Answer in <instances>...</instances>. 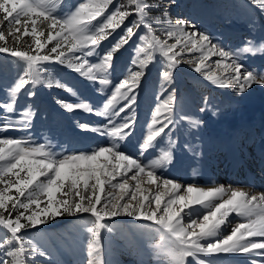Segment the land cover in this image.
I'll return each mask as SVG.
<instances>
[{
	"label": "snow or ice",
	"instance_id": "snow-or-ice-1",
	"mask_svg": "<svg viewBox=\"0 0 264 264\" xmlns=\"http://www.w3.org/2000/svg\"><path fill=\"white\" fill-rule=\"evenodd\" d=\"M161 2L128 0L124 7L131 6L134 11H121L118 7L101 21L99 18L113 0H88L78 5H70L67 0L63 3L61 0H0V24L7 23L9 35L17 43L21 41L18 33L23 29V34L32 37V44L28 47L34 45L36 52L33 55L29 51L0 47V53L10 52L14 58L26 64L8 89L9 98L0 101V113H3L0 115V123L3 124L0 131L12 128L30 132L38 112L32 104L18 110V94L29 87L27 95L32 99L36 95V85L53 87L52 81L45 79V63H58L73 69L80 77L91 82L94 91L101 94L106 87L100 86L111 83L110 74L118 79L115 91L107 102L95 110L91 103L57 101L69 113L83 110L101 118L103 122L100 124L74 123L81 133L108 138L110 147L97 146L88 152L73 151L68 154L64 145H57L64 150L56 152L50 141L38 143L30 135L28 138L0 139V185H3L0 188V230L3 231L0 235V264H37V258L46 261V264H54L48 259L50 254L46 250L26 241L22 233L38 229L58 217L83 214L93 218L92 226L86 228L87 264H105L101 257V230L111 232L112 228L105 218L119 217L153 221L159 226L160 243L151 246L160 257L154 264H164L165 258L169 264H187L188 258H192L193 264H216L221 256L240 254L250 257L248 264H264V242L249 239L264 237V194L251 195L244 190L225 189L224 186L198 187L195 182L186 183L185 186L178 179L166 178L169 172L180 174L191 167L183 159L184 153H190L193 159L202 155L187 142L183 146L170 142L167 130L177 122V94L175 90H170L173 71L181 63H187L207 81L241 97L253 86L264 89V65L249 66L244 62L246 57L264 56V24L257 17L250 16L247 26L252 35L246 37L237 49L225 48L213 43L210 35L197 31L196 25H190L188 20L177 18L173 21L168 4L164 5L160 16L150 17V11L160 9ZM249 3L264 13V0H249ZM58 15L64 18L58 19ZM131 15H136L138 19L127 26L115 43L101 54L98 50L101 42ZM22 17L25 19L22 20ZM30 17L35 19H31L29 31ZM37 20L48 29L46 40L41 39L44 32L37 25ZM14 25L18 26L15 30ZM141 27L145 34L138 36L130 62L131 66H138L140 70L119 79L128 71L129 65L121 67L114 63V53L128 45ZM158 28L167 39H161L156 34ZM169 39L175 42L169 43ZM4 40L5 33L0 29V41ZM50 41H55V46L46 49ZM194 52L201 55L183 59L184 55ZM92 56H97L99 63H89L87 57ZM157 56L162 69L157 97L165 98L151 115L146 137L133 140L135 118L128 113L134 110L142 78ZM209 56L218 57L215 67L221 69V74H216L206 65ZM56 86L65 88L70 94L75 88L59 81ZM118 101L124 103L117 110ZM203 104L200 112L208 110L206 99ZM179 118L188 121L191 128H198L202 124L200 120L187 115L182 114ZM59 122L58 117L53 115L49 131ZM166 136L169 137L168 150L160 151L154 159H147L144 153L154 148L158 139L163 141ZM129 147L132 152L126 155ZM180 148H183V152ZM191 171L193 175L196 174L194 167H191ZM130 181H134V184H130ZM13 188L17 193L15 197L10 194ZM226 191H230V195L223 199ZM45 198V206L41 207V201ZM217 200L221 202L216 203ZM13 211L16 213L14 219ZM5 212L8 216H5ZM230 213L247 217L250 222L241 223L233 227L230 234L224 235L223 228L227 226L226 217ZM184 219L190 223L186 225ZM26 243L28 247H25ZM254 256L259 259H252Z\"/></svg>",
	"mask_w": 264,
	"mask_h": 264
},
{
	"label": "rangeland",
	"instance_id": "rangeland-1",
	"mask_svg": "<svg viewBox=\"0 0 264 264\" xmlns=\"http://www.w3.org/2000/svg\"><path fill=\"white\" fill-rule=\"evenodd\" d=\"M63 2L64 0H61V3ZM80 2H88V0H67V3L70 5H78ZM149 2H160V0H149ZM127 4L128 0H113V3L104 10L99 19L103 21L107 18V16L111 15L112 12L116 11L118 7L121 11H134L131 6L124 7V5ZM165 4H168V10L173 21L177 18L188 20L190 25H196L197 31H203L210 35L213 37V43H219L225 48L237 49L243 44L246 37H250L252 35L247 26L250 16L257 17L260 23L264 24V13H261L258 8L249 3V0H174V2H170V0H162L161 8L152 9L149 13L150 17L155 18L160 16ZM64 11L66 12L67 9H64ZM62 18L64 17L58 15V19ZM0 19H2V17H0ZM21 19L23 20L25 18L22 17ZM31 19H35V17H30L28 19L29 31L31 28ZM137 19L138 17L136 15L126 17L123 25L112 35L108 36L106 40L101 42L98 49L99 52L103 54L105 50L109 49L123 34L124 29ZM153 23L155 24L154 20ZM37 25H40L39 20H37ZM16 27L18 26L14 25L13 30H15ZM40 27L43 28L44 32L41 39L46 40L48 29L46 25H40ZM0 29H2L5 33V40L0 41V47H8L14 51H29L30 54H36L34 45H32L31 48L28 47V45L32 44V37L30 35L23 34V29H21V32L18 33V35H21L20 43L15 42L13 37L9 35L7 23L0 24ZM141 34H145V30L142 27L139 29L137 36L133 37L128 45H125L114 53V63L120 65L121 67L129 65L128 71L125 72L124 75L120 76L119 79L125 78V76L132 71L140 70L138 66H131L130 62L133 57V48L136 46L138 36ZM156 34L159 35L161 39H167L164 36L163 31L159 28ZM174 42V39H169V43ZM53 46H55V41H50L46 44V49H50ZM66 50L67 48L65 47V51ZM76 54L79 55V53ZM200 55L201 53L194 52L184 55L183 59L188 60ZM217 58L218 57L216 56H209L205 63L212 69L213 72L219 75L221 74V69L215 67V61ZM250 58L253 57L244 58V62L247 63ZM87 59L89 60V63H99V58L97 56L87 57ZM25 67L26 64L19 61L18 58H14L10 52L0 53V101L7 100L9 98L8 89L13 86L14 81L18 78V74L22 73V70ZM44 67L46 69L45 79H50L53 87L49 88L46 84L36 85V95L32 99H29L27 95L29 87H25L18 94V103L16 104V108L18 110H23L27 104H32L34 109L38 112L30 132L25 133L9 128L6 131H0V139L28 138L30 135L31 138L38 143L50 141L56 152H60L62 149L57 147V145H63L68 142L67 140H88V143L96 142L99 137L98 135L94 133H81L80 129L75 126L74 121L100 124L103 122L101 118L85 113L83 110H74L69 113L63 110L57 101L60 100L64 103L73 104L91 103L95 110L100 108V106L102 107V104L107 102L111 93L115 91V84L118 83V79L110 74L109 79L111 83L108 86H100L106 87L105 92L101 94L98 91H94L90 85L91 82H87L86 78L80 77L73 69L62 66L58 63H45ZM161 71L160 60L157 56L156 61L151 62L148 65L146 75L142 78L141 91L134 110L131 113H128L135 118L134 132L136 131L140 138L146 137L148 131L147 125L151 123V115L157 104L162 102L165 98L163 96L157 97V94L159 93L158 86L160 84L159 77ZM100 78L102 77H98V79ZM172 79L173 83L170 86V90H175L177 96L180 97L177 98L175 106L177 122L180 120V115H190V105L191 102L194 101L193 95L194 93L198 94L197 91L199 89H209L213 91V95L222 97V93L220 92V89H218V86H215L211 82L204 79L202 74L196 73L194 71V67L187 63H181V65L173 71ZM202 80H205L207 84L202 83ZM57 81L65 83L66 85H73L75 87L73 93L70 94L65 88L56 86ZM177 82L180 83L177 84ZM178 92L180 93L178 94ZM210 98V94H207L205 97L208 102L210 101ZM177 102L180 103L179 106L177 105ZM194 102L195 105L198 106L196 103L197 101ZM123 103V101H118L116 109L118 110ZM0 115H3V113H0ZM53 115H56L60 122L57 127L52 129V131H49L51 126V117ZM13 116L15 117V114H13ZM143 118L146 119L144 120ZM177 122L172 126L175 132L178 131L179 123ZM187 122L188 121H186V123ZM0 128H3L2 123H0ZM170 130L171 128L167 130L168 133ZM87 148L88 147L85 144L83 145L81 151L87 152ZM21 175H23V173H21ZM12 179L15 178L13 177ZM2 187L3 185H0V188ZM10 194L14 197L17 195L14 188L11 189ZM21 199L23 200V198ZM45 203L46 198L41 201V207H44ZM98 207L100 206L98 205ZM33 208H35V206H33ZM20 211H25L26 215L28 214V212L24 209H20ZM15 215L16 213L13 211V219L15 218ZM5 216H8L7 212H5ZM92 221L93 218L89 214H83L77 217L62 216L51 221V223L40 226L38 229H29L24 231L22 234L26 241L35 243L42 250H46V252L50 254L48 259L52 260L54 264H87L86 251L88 234L86 232V228L92 226ZM21 222L23 223L24 221L22 220ZM105 222L110 224L112 231L108 232L106 229L101 230V245L103 251L101 253V257L102 254L105 255L103 256V260H105L107 256L104 252L105 247L108 248L109 252L112 254L111 248L113 249V247H118L117 244H120L124 240L131 239L134 233L138 230L136 221L131 218H105ZM2 234L3 231L0 230V235ZM105 237H107V242H105ZM25 247H28V243L25 244ZM121 254H123V251L116 255V259H119L118 257ZM81 256L84 261L79 262V258L82 259ZM37 264H46V261L37 258Z\"/></svg>",
	"mask_w": 264,
	"mask_h": 264
},
{
	"label": "bare ground",
	"instance_id": "bare-ground-1",
	"mask_svg": "<svg viewBox=\"0 0 264 264\" xmlns=\"http://www.w3.org/2000/svg\"><path fill=\"white\" fill-rule=\"evenodd\" d=\"M247 64L250 66L264 65V56L257 55L255 58H250ZM179 83L177 82V84ZM202 83L207 84L205 80H202ZM218 89H220L222 97L213 95V91L205 88L199 89L198 94L193 92V100L197 101L198 106L195 105L194 101L191 102L189 117L200 120L202 122L200 127L191 128L187 124L189 122L186 123L180 119L177 122L179 123L178 131L175 132L173 127L169 131L172 144L183 146L187 142L202 153L195 159L191 157L190 153H184L183 156V159L196 169V174L193 175L191 167H189L180 174L169 172L166 178L178 179L184 182L185 186L186 183L195 182L198 187L224 186L225 189H241L251 195H262L264 194V89L253 86L242 97L231 90L220 87ZM207 94L211 95L208 110L200 112L199 109L203 107V100ZM177 98L180 97L177 96ZM177 105L179 106L180 103L177 102ZM137 138L140 136L135 131L133 140ZM67 141L63 145L68 154L73 151H81L85 144L88 147L87 152L97 146H111L110 140L102 136H99L97 141L93 143H88V140ZM168 143L169 137L167 136L163 141L158 140L154 148H150L144 153L145 157L154 159L160 151L168 150L166 147ZM180 151L183 152V148H180ZM131 152L132 149L129 147L125 154L128 155ZM158 174L160 173L158 172ZM130 184H134V181H130ZM229 195L230 191H226L223 199H227ZM219 202L221 201H216V203ZM122 218L130 219V217ZM131 219L135 220L138 225L137 232L131 239L124 240L117 244L118 247L111 248L112 254L105 247L104 252L107 254L104 260L105 264H150V262L154 264L157 259H160L151 247L155 243H160L157 231L159 226L153 221ZM249 222L247 217H239L235 213H230L226 217L227 226L223 228V234H230L233 227ZM183 223L187 225L190 221L184 219ZM105 239L107 242V237ZM249 239L257 243L264 242V237ZM121 251L123 254L118 257L119 259H116V255ZM103 256L105 255L102 254V259ZM251 258L259 259L255 256ZM79 259V262L84 261L83 257V260ZM249 259L250 257L244 254L221 256L216 264H248ZM164 264H169L166 258ZM187 264H193L192 258L187 259Z\"/></svg>",
	"mask_w": 264,
	"mask_h": 264
}]
</instances>
